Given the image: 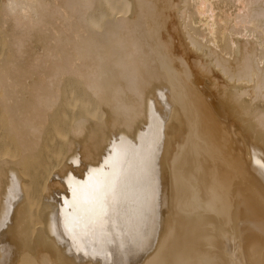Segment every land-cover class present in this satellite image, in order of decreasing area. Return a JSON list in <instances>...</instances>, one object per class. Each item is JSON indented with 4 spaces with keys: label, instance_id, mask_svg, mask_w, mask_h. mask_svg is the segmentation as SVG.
Here are the masks:
<instances>
[{
    "label": "bare ground",
    "instance_id": "6f19581e",
    "mask_svg": "<svg viewBox=\"0 0 264 264\" xmlns=\"http://www.w3.org/2000/svg\"><path fill=\"white\" fill-rule=\"evenodd\" d=\"M261 163L264 0H0V264H264Z\"/></svg>",
    "mask_w": 264,
    "mask_h": 264
},
{
    "label": "snow or ice",
    "instance_id": "6c2138e0",
    "mask_svg": "<svg viewBox=\"0 0 264 264\" xmlns=\"http://www.w3.org/2000/svg\"><path fill=\"white\" fill-rule=\"evenodd\" d=\"M259 167L261 171L264 172V163H261ZM92 171L94 172L95 170ZM91 176H92V172L89 173L90 179ZM114 186H115V180H113V182L109 183L107 186L95 188L91 193L92 202L99 209V214L101 217H107L108 213L106 209L109 208L111 204L115 202ZM68 187L72 192L73 203H74L77 199L78 191L81 190L82 182L76 180L72 176H69ZM64 203L65 205H69L70 202L68 200H65ZM69 224L70 221L66 220V224H65L66 229L69 228Z\"/></svg>",
    "mask_w": 264,
    "mask_h": 264
},
{
    "label": "rangeland",
    "instance_id": "374dc122",
    "mask_svg": "<svg viewBox=\"0 0 264 264\" xmlns=\"http://www.w3.org/2000/svg\"><path fill=\"white\" fill-rule=\"evenodd\" d=\"M57 171H58V170H57ZM57 171H56V172H57ZM58 172H59V171H58ZM53 189H57V188H56V187H55V188L53 187ZM62 189H63V188H62ZM63 190H64V189H63ZM45 193H46V192H45Z\"/></svg>",
    "mask_w": 264,
    "mask_h": 264
}]
</instances>
